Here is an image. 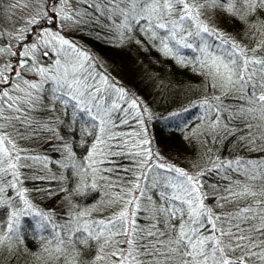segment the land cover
<instances>
[{
	"label": "snow or ice",
	"instance_id": "obj_1",
	"mask_svg": "<svg viewBox=\"0 0 264 264\" xmlns=\"http://www.w3.org/2000/svg\"><path fill=\"white\" fill-rule=\"evenodd\" d=\"M44 3L48 7L37 4V11L26 20V25L33 26L31 29L14 28L9 34L19 42L16 50L7 40L0 46V56L17 57L15 65H0V85L10 86L0 91V208L7 213V221L0 228V245L14 250L22 243V217L38 218V226L44 228L52 215L36 209L29 199V190L23 186L29 177L21 171L32 167L28 161L45 163L47 158L23 155L26 150L17 146L14 137L40 139L41 133L57 131L54 124L63 125L67 131L86 117L82 131L92 136L94 143L86 157L87 164L71 165L79 169L77 176L81 180L74 192L84 196L101 184L113 192L110 196L106 193L98 208L75 209L67 224L52 223L55 234L47 244L54 247H44V252L58 257L61 264H264V161L237 159L192 172L169 164L149 147L145 126L151 117L148 107L115 78L98 71L96 58L61 35L62 28L53 32L45 27L55 25L57 20L61 25L70 22L68 26L79 23V17L86 13L73 11L68 0ZM103 3L105 14L110 10L112 15L123 18L122 37L135 26L149 39L158 41L165 55H174L180 48L199 52L200 56L193 60L208 69L215 81L210 87L224 89L225 94L234 91L245 101L247 106L235 113L256 121L248 126L249 130L255 127V132L245 143L256 144L264 152V39L258 38L264 36V0ZM15 7L27 5L17 3ZM92 8L99 11L95 3ZM257 14L260 21H256ZM229 24H240L246 31L232 36L226 31ZM32 34L36 39L26 43ZM0 35H4L3 29ZM248 36L254 37L251 42L246 41ZM50 50L55 52V63L41 64L37 53L47 58ZM179 60L184 62L182 57ZM27 72L40 79H25ZM45 84L49 85L47 89ZM212 99L221 101L220 96ZM202 103L214 113L209 127L216 130L222 124L221 112L226 109L222 102L212 104L208 98ZM38 107L62 112L66 121L35 118L32 113ZM179 115L173 112L166 119L171 121ZM130 119L139 131H116L120 125H128ZM223 127L227 129L226 125ZM55 139L63 145L65 158L74 160L64 137L57 135ZM129 144L137 149L134 155L140 158L139 175L121 188L101 174L114 170L100 169L98 158L113 154L114 146ZM152 160L157 162L150 163ZM220 168L242 173V177L221 189L202 182L206 171ZM217 192L223 195L210 196ZM209 199L215 201L211 206L206 202ZM101 209L110 214L99 218L92 215Z\"/></svg>",
	"mask_w": 264,
	"mask_h": 264
},
{
	"label": "trees",
	"instance_id": "obj_2",
	"mask_svg": "<svg viewBox=\"0 0 264 264\" xmlns=\"http://www.w3.org/2000/svg\"><path fill=\"white\" fill-rule=\"evenodd\" d=\"M119 3L120 0H115ZM17 3L31 5L24 20L16 25L15 29H31L32 25H26V20L30 14H34L36 5L41 8L48 7L44 0H0V29L4 35H0V46L7 40L9 44L15 46L19 43L9 35L13 30L7 29L1 18L5 17V12L9 6ZM55 3V0H53ZM72 10H79L86 13L79 17V23L66 22L67 27L64 34L75 40L87 52L96 58L100 67L98 71H103L115 78L120 85H123L131 95L139 98L149 109L151 117L146 119V138L151 141L149 147L169 164H173L186 171L192 172L196 168L211 169L213 164H226L228 161L237 159L245 162L264 161V152L256 144H246L245 140L251 132H255V127L249 130V125L256 123L253 119L240 118L235 110L247 105L241 97L234 91L225 94L224 89L210 87L215 81L208 75V69L198 66L193 60L200 56L199 52L192 49L180 48L174 55H165L160 51L158 41L149 39L137 27L121 36L120 25L123 18L105 14L103 0H68ZM96 4L99 11L92 8ZM24 8V7H20ZM262 18L256 15V21ZM253 21V23H256ZM65 25V24H64ZM258 26V25H257ZM51 30H58L61 23L57 20L55 25L45 24ZM232 36L245 32L240 24H229L226 28ZM239 38V37H238ZM254 37H245L247 42H251ZM264 39V36L258 37ZM36 39L32 34L26 43ZM85 44H81V43ZM213 43V41H209ZM50 53H53L50 50ZM38 58L48 60L51 54L44 58L37 53ZM184 62L181 63L179 58ZM10 62L15 65L17 57L5 54L0 56V65ZM10 79L15 82V78ZM39 80V78H34ZM8 84L0 85V91L9 89ZM48 84L44 85L47 89ZM15 94V93H13ZM220 96L221 101L213 100V97ZM208 98L212 104H223L226 111L221 112L222 124L213 130L209 127L210 120L214 113H210L202 101ZM186 109V111H185ZM180 115L171 121L166 119L171 113ZM32 116L42 120H62L66 121V115L62 112H47L39 108ZM79 119V118H78ZM87 118L68 129H64L59 123L53 127L57 129L54 133H41L40 139L21 140L14 137L17 146L26 151L23 155H35L42 159L47 158L45 163L40 161L28 163L32 164L30 169H21L24 176L29 177L24 181V187L29 192L28 196L37 210L51 213V221L40 228L37 223L38 218L25 216L21 218L19 234L22 243L13 249H5L0 245V256L3 257V264H61L58 257L51 256L43 251L44 247H54L47 244L53 239L54 231L52 223L57 226L67 224L74 215L75 209L92 210L98 208L100 202L106 199V193L110 196L113 190L106 185H99L98 189L91 190L87 195L78 196L74 189L81 183L77 176L78 168L71 165L87 164L86 157L92 150L94 143L92 136L85 135L82 129L85 127ZM227 126V129L223 127ZM91 131V129H89ZM116 131L121 133H132L139 131L138 125L132 119L128 125H120ZM62 136L71 146L74 160H67L63 145L55 139V136ZM128 139V137H125ZM131 144L128 147H112L113 154L106 158H98L100 169H113L111 173L102 172L117 183L121 188L125 183H131L137 171V161L139 157L134 155ZM115 153H120L116 155ZM212 161V163H209ZM156 160L150 163H156ZM67 165V166H65ZM160 171V170H158ZM39 177H43L40 179ZM242 173L226 171L224 168L206 171L202 177L205 185H214L217 189L226 187L230 182L240 180ZM122 178V179H121ZM208 191V189H205ZM97 192L99 193L97 195ZM211 195H223V193H210ZM210 206L214 200L206 201ZM108 215L110 212L101 209L100 212H92V215L99 218L100 215ZM7 221V213L0 208V228ZM59 231V228L57 229ZM63 235V233H61ZM89 251H92L91 249ZM83 254V252H82ZM87 259V257H85Z\"/></svg>",
	"mask_w": 264,
	"mask_h": 264
},
{
	"label": "rangeland",
	"instance_id": "obj_3",
	"mask_svg": "<svg viewBox=\"0 0 264 264\" xmlns=\"http://www.w3.org/2000/svg\"><path fill=\"white\" fill-rule=\"evenodd\" d=\"M30 9H31V5L30 4L27 5V7H24V8L15 7V6H12V7L9 6L7 11L5 12V17H2L1 21H2L3 25L7 29L13 30L16 25H18L20 22H22V20H24V17L28 14L27 11L30 10ZM67 24L68 23L65 22V25H61V27H62L61 35H64L67 39L72 40V41L75 42V40L71 39L70 37H68V36H66L64 34V30H66ZM52 31L56 32L57 30H52ZM81 44H85V43L83 42ZM76 45H78L81 49H84L82 47V45L80 46L78 43H76ZM50 54H51V56H50V58L48 60H45L43 58L42 59L39 58L40 63L47 66L49 61H51L54 64L55 63V59H56L55 52L50 53ZM24 77H25V79H30V80H34V78H36V76L33 73H31V72L24 73ZM37 78H39V77H37Z\"/></svg>",
	"mask_w": 264,
	"mask_h": 264
}]
</instances>
